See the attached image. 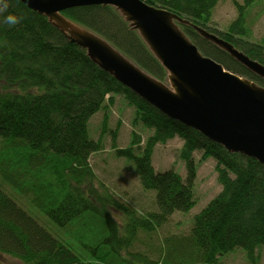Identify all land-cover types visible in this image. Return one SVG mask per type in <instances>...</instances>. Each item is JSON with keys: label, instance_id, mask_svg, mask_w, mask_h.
<instances>
[{"label": "trees", "instance_id": "obj_1", "mask_svg": "<svg viewBox=\"0 0 264 264\" xmlns=\"http://www.w3.org/2000/svg\"><path fill=\"white\" fill-rule=\"evenodd\" d=\"M141 1L188 20L264 66V35L248 40L243 14L260 0L236 5L237 18L227 32L206 24L219 0ZM8 2L7 12L0 15L1 254L22 264H221V258L235 248L251 253L255 246L264 247L263 165L229 153L169 119L98 69L85 50L68 42L47 18L19 0ZM8 14L23 19L10 26L3 22ZM62 15L103 37L156 79H165L163 68L113 8L75 7ZM181 30L205 57L264 87L192 30L184 26ZM118 97L134 111L132 129L143 125L154 133L145 149L137 141L128 148L113 146L114 155L124 161L107 183L97 185L107 194L103 197L92 192L95 176L89 161L103 150L105 139L116 142L121 120L113 126L110 117ZM97 116L99 129L92 134L91 120ZM172 136L184 143L180 158L186 180L172 167L155 173L151 167L150 149ZM195 151L216 162L221 192L192 217L188 232H169L172 214H187L196 204L191 186ZM127 175H135L140 188L126 181ZM113 189L122 195L114 197ZM12 195L26 197L31 208L18 205ZM104 204L121 214L120 233ZM55 226L65 233L56 232ZM87 257L95 263L87 262Z\"/></svg>", "mask_w": 264, "mask_h": 264}, {"label": "water", "instance_id": "obj_2", "mask_svg": "<svg viewBox=\"0 0 264 264\" xmlns=\"http://www.w3.org/2000/svg\"><path fill=\"white\" fill-rule=\"evenodd\" d=\"M47 18L98 69L171 120L232 154L264 166V87L205 57L181 27L217 48L264 83V66L214 34L141 0H19ZM108 6L135 31L165 72L160 81L103 37L62 15L75 7Z\"/></svg>", "mask_w": 264, "mask_h": 264}, {"label": "rangeland", "instance_id": "obj_3", "mask_svg": "<svg viewBox=\"0 0 264 264\" xmlns=\"http://www.w3.org/2000/svg\"><path fill=\"white\" fill-rule=\"evenodd\" d=\"M243 2L244 0H219L215 8L212 10L206 24H208L210 28L215 29L216 31L227 32L230 23L237 18V13L239 11L237 6L243 5ZM243 14L246 15V25L248 28L247 32L249 34V37H251V39L248 40H259L264 35V0H260L259 2L253 4L251 7L244 9ZM186 28L187 30H189V32L192 30L191 28ZM195 34L194 36L198 37V35ZM127 103L128 102L125 100V98L118 97L116 102H114V107L112 109L110 124L114 126L115 120H121L116 142L111 143V139H105V141L103 142V150L90 158V172L91 174H93V176H95V179L92 178V182L94 185L92 183L90 185L94 188V190L92 191L93 194H99L103 197L107 195L102 193V191L98 187L99 184L107 183V178L109 177V175H114L113 172L115 171V168L122 166V162L124 160L118 159L119 156L114 155L115 149L113 148V146L118 147L117 149H122V147L128 148L131 145V141H137L139 148L145 149L147 148V142L149 138L153 136L154 130L149 129L146 126L143 127V125H138L135 129H132L133 124H131V118L134 111L128 108ZM99 123V116L94 117L91 120V124H93V127L90 129L91 132H93L92 134H96L97 130L99 129ZM131 133L133 134V138ZM183 145L184 143L177 136H172V138H165L163 141L157 142L150 149V160L153 172L155 173L156 171H164L165 169L172 167L182 177V179L186 180L187 175L185 170V163L180 158V152L183 148ZM191 156L194 161L195 171V178L191 186L196 204L193 209L190 210L187 214H182L180 212H174L172 214V216L169 218L166 229H169V232H188L191 227L190 223L192 221V217L202 211V209L211 200L215 199L221 192V185L217 180L218 175L216 172V162L212 158H207V156L203 157L202 152L195 151L191 154ZM125 178L126 181L129 180L133 185H135L137 189L140 188L135 175H127ZM126 189H128L127 184L124 183L122 185V190ZM114 191V197H120L122 195V193L120 194L117 189ZM146 195L147 197H151L149 193H147ZM12 198L21 207L25 209L31 208L26 197H17L16 199L12 195ZM134 199L137 200V198ZM143 204L145 206L147 205V203ZM102 208L110 211L113 219L116 222V225H118L116 227L118 228V231L120 233V231L123 229L122 226H120L122 217L121 214L118 211H113L112 209L107 207L106 204L102 205ZM37 218L42 221L41 215H39ZM54 229L56 232H60L62 235L63 233H65L64 230H61L56 226L54 227ZM58 238L60 239V237ZM73 245L75 246V243H72V246ZM77 245L79 244L77 243ZM253 248L254 249L251 253H249L248 251L246 252L241 248H235L233 252L221 258V264H264V247L255 246ZM120 256L123 257V259H125L126 261L130 260V256H127L125 253H123V251H121ZM0 262H2L3 264H22L13 257L1 253ZM87 262L95 263V261L91 259V257H87Z\"/></svg>", "mask_w": 264, "mask_h": 264}, {"label": "clouds", "instance_id": "obj_4", "mask_svg": "<svg viewBox=\"0 0 264 264\" xmlns=\"http://www.w3.org/2000/svg\"><path fill=\"white\" fill-rule=\"evenodd\" d=\"M8 8H9L8 0H0V15H3L4 13H6ZM22 19H23V16H16L13 14H8L4 16L3 22L10 26H15L19 24Z\"/></svg>", "mask_w": 264, "mask_h": 264}, {"label": "bare ground", "instance_id": "obj_5", "mask_svg": "<svg viewBox=\"0 0 264 264\" xmlns=\"http://www.w3.org/2000/svg\"><path fill=\"white\" fill-rule=\"evenodd\" d=\"M194 130V129H193Z\"/></svg>", "mask_w": 264, "mask_h": 264}, {"label": "flooded vegetation", "instance_id": "obj_6", "mask_svg": "<svg viewBox=\"0 0 264 264\" xmlns=\"http://www.w3.org/2000/svg\"><path fill=\"white\" fill-rule=\"evenodd\" d=\"M194 32V31H193Z\"/></svg>", "mask_w": 264, "mask_h": 264}]
</instances>
